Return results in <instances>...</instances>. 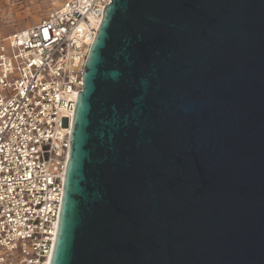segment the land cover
Returning <instances> with one entry per match:
<instances>
[{
  "label": "water",
  "instance_id": "1",
  "mask_svg": "<svg viewBox=\"0 0 264 264\" xmlns=\"http://www.w3.org/2000/svg\"><path fill=\"white\" fill-rule=\"evenodd\" d=\"M49 264H264V0L103 8Z\"/></svg>",
  "mask_w": 264,
  "mask_h": 264
},
{
  "label": "built area",
  "instance_id": "2",
  "mask_svg": "<svg viewBox=\"0 0 264 264\" xmlns=\"http://www.w3.org/2000/svg\"><path fill=\"white\" fill-rule=\"evenodd\" d=\"M110 0H60L0 37V264H49L77 92Z\"/></svg>",
  "mask_w": 264,
  "mask_h": 264
},
{
  "label": "rangeland",
  "instance_id": "3",
  "mask_svg": "<svg viewBox=\"0 0 264 264\" xmlns=\"http://www.w3.org/2000/svg\"><path fill=\"white\" fill-rule=\"evenodd\" d=\"M60 0H0V37L38 24ZM16 264V260L11 261Z\"/></svg>",
  "mask_w": 264,
  "mask_h": 264
}]
</instances>
